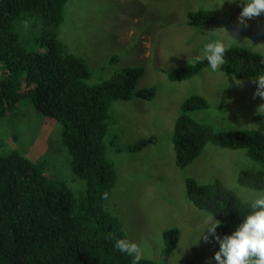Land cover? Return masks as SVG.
<instances>
[{"label": "trees", "instance_id": "1", "mask_svg": "<svg viewBox=\"0 0 264 264\" xmlns=\"http://www.w3.org/2000/svg\"><path fill=\"white\" fill-rule=\"evenodd\" d=\"M67 2L0 0V123L13 108L30 101L40 114L61 125L71 171L85 181L84 190L77 194L48 172L50 162L45 156L32 160L11 146L5 154L0 152V264H132L133 258L117 251L115 238H109L110 234L127 235L103 199L118 176L106 141L109 112L113 102L129 100L133 94L152 99L155 88L135 90L142 66H127L101 82L88 83L92 75L88 63L59 38ZM238 16L201 7L188 12V22L237 31ZM247 23L248 27L237 31L240 35L264 38V15ZM118 58L115 55L112 61ZM205 68L207 61L194 66L185 63L169 76L186 80ZM221 70L238 79L255 78L264 74V54L231 47ZM207 107V99L198 94L183 102L173 130L177 164L188 166L209 143L244 149L255 167L261 168L241 170L238 182L264 189V112L255 114V126L216 130L190 114ZM155 141V136L142 137L118 151L138 152ZM187 197L222 222L217 228L221 237L234 232L250 211V202L219 179L203 183L189 177ZM179 235L178 228L163 232L167 255L176 248ZM139 264L159 262L142 258Z\"/></svg>", "mask_w": 264, "mask_h": 264}, {"label": "rangeland", "instance_id": "2", "mask_svg": "<svg viewBox=\"0 0 264 264\" xmlns=\"http://www.w3.org/2000/svg\"><path fill=\"white\" fill-rule=\"evenodd\" d=\"M223 3L224 0H68L65 20L59 28V38L68 50L88 63L92 72L88 83L101 82L127 66H142L144 72L135 90L155 88L152 99L133 94L131 99L111 105L106 141L118 176L105 207L119 217L127 238L140 245L143 258L159 264H185L189 260L208 264L219 250L214 237H210V243L199 241L207 227L205 218L214 216L188 199L189 177L203 183L219 179L247 202L256 191L264 190L238 182L241 170L261 168L255 167L244 149L209 143L188 166L176 162L174 125L183 102L191 95H201L209 103L207 108L190 112L192 117L208 122L216 130L255 126V114L264 112L258 111L264 99L253 98L257 88L254 78L238 79L221 68L217 72L205 68L186 80L169 76L174 68L188 63V57L199 54L209 30L222 28L191 25L188 12L201 7L238 15L242 11L240 0H225L219 7ZM227 30L229 33L222 30L217 38L228 41L230 34L238 40L232 47L264 54V38L251 39ZM115 55L119 58L112 61ZM15 133L17 140L13 138ZM61 134L57 121L40 114L26 100L0 123V152L5 154L11 146L26 152L32 160L45 156L50 162L48 172L79 194L85 181L72 173ZM149 136H155L156 141L141 151H118ZM171 228H178L180 235L176 248L167 255L163 232Z\"/></svg>", "mask_w": 264, "mask_h": 264}, {"label": "clouds", "instance_id": "3", "mask_svg": "<svg viewBox=\"0 0 264 264\" xmlns=\"http://www.w3.org/2000/svg\"><path fill=\"white\" fill-rule=\"evenodd\" d=\"M229 3H236V0H228ZM225 3V0H224ZM224 3L219 7H223ZM242 11L237 18V31L241 27H248V21L264 15V0H240ZM227 31V28H217L207 32V42L200 49L198 55L188 57L189 66L207 61L208 69L212 72L220 70L225 63V55L232 47L235 39L229 34L230 39L217 38L220 31ZM229 33V32H228ZM257 85L253 98L264 99V74L256 76L253 81ZM238 85L242 82L237 80ZM264 109V104L260 105L258 111ZM108 198V193L103 194V199ZM204 223L206 230L200 236L199 241L210 243V237H214L215 242L219 244V250L215 252L214 257L210 258L208 264H264V190L256 191L254 198L250 200V211L243 218L234 232L230 235L221 237L217 234V228L221 226V221L215 217L208 216ZM207 233V234H205ZM110 239L115 238V249L121 254L132 257V264H139L143 258V252L137 242L127 238H116L110 234Z\"/></svg>", "mask_w": 264, "mask_h": 264}, {"label": "bare ground", "instance_id": "4", "mask_svg": "<svg viewBox=\"0 0 264 264\" xmlns=\"http://www.w3.org/2000/svg\"><path fill=\"white\" fill-rule=\"evenodd\" d=\"M231 149H233V148H231Z\"/></svg>", "mask_w": 264, "mask_h": 264}]
</instances>
